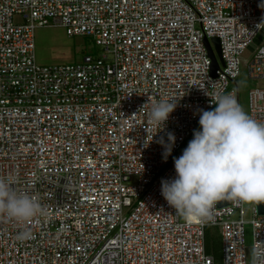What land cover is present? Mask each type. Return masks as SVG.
<instances>
[{"label":"built area","instance_id":"2783aa9c","mask_svg":"<svg viewBox=\"0 0 264 264\" xmlns=\"http://www.w3.org/2000/svg\"><path fill=\"white\" fill-rule=\"evenodd\" d=\"M57 26L101 52L38 65L34 32ZM243 69L264 80V0H0V177L41 205L28 222L0 218V264H264L255 204L250 221L231 201L189 222L161 194L198 110L228 94L239 103ZM161 100L177 106L160 131L149 117ZM249 108L264 123V88L249 91ZM207 228L220 233V263L206 253Z\"/></svg>","mask_w":264,"mask_h":264},{"label":"clouds","instance_id":"9594fccd","mask_svg":"<svg viewBox=\"0 0 264 264\" xmlns=\"http://www.w3.org/2000/svg\"><path fill=\"white\" fill-rule=\"evenodd\" d=\"M212 103L214 109L196 113L200 129L194 130V138L175 158L176 176L161 181L168 205L189 222L211 220L220 201L264 203V123L253 119L230 94ZM176 106L164 100L154 102L149 123L163 130ZM168 141H159L165 161L175 144L173 133H168ZM13 183L11 177H0V218L28 222L41 212V205L34 197L17 192ZM30 235L23 231L17 239L23 241Z\"/></svg>","mask_w":264,"mask_h":264},{"label":"rangeland","instance_id":"374dc122","mask_svg":"<svg viewBox=\"0 0 264 264\" xmlns=\"http://www.w3.org/2000/svg\"><path fill=\"white\" fill-rule=\"evenodd\" d=\"M261 36L256 40L243 55V60L249 61ZM34 45L36 63L40 66H56L75 64L84 58L86 54L98 55L101 49L96 46L91 37L69 35L66 28L63 27H45L38 28L34 32ZM239 88V104L250 115L249 91L253 88H264V80H252L248 73L243 69L237 79ZM254 203H245L244 219L250 221L253 217L252 207ZM236 218L238 215L235 216ZM246 240L248 245V258L251 257V225L246 224ZM218 263V262H216Z\"/></svg>","mask_w":264,"mask_h":264},{"label":"trees","instance_id":"16d2710c","mask_svg":"<svg viewBox=\"0 0 264 264\" xmlns=\"http://www.w3.org/2000/svg\"><path fill=\"white\" fill-rule=\"evenodd\" d=\"M205 250L207 254L214 256L216 262H221V236L217 229H206Z\"/></svg>","mask_w":264,"mask_h":264},{"label":"water","instance_id":"95a60500","mask_svg":"<svg viewBox=\"0 0 264 264\" xmlns=\"http://www.w3.org/2000/svg\"><path fill=\"white\" fill-rule=\"evenodd\" d=\"M213 42H214L215 47H216V49H217V53H218L219 59H220L221 63L224 64V63H223V59H222V53H221V47H220V41H219L218 38H215V39H213ZM206 44H207L208 49H209V45H208L207 42H206ZM209 51H210V56H211L212 61H213L212 72H213V74L215 75V72L219 69V65H218V63H217V60H216V58H215L213 52H211L210 49H209ZM217 204H218V207H219V208H224V207H227V206L231 205V201H229V200H224V201H220V202H218ZM255 206H256V209H257V213H258V215H263V214H264V203H261V204H255Z\"/></svg>","mask_w":264,"mask_h":264}]
</instances>
